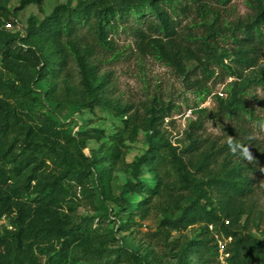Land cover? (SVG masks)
Here are the masks:
<instances>
[{"label": "trees", "instance_id": "obj_1", "mask_svg": "<svg viewBox=\"0 0 264 264\" xmlns=\"http://www.w3.org/2000/svg\"><path fill=\"white\" fill-rule=\"evenodd\" d=\"M9 1L0 0V222H6L0 227V264H120L128 256L106 247L91 216H77V189L95 187L105 195L110 174L99 156L82 154L84 140L46 106L71 93L82 109L105 107L129 117V135L148 132V149L136 170L147 169L151 179L127 183L147 197L135 208L142 220L152 209L148 197L164 191L166 169L181 172L189 192L168 196L154 234L166 239L203 227L202 238L182 249L181 264H222L217 235L232 238L225 264H264V238L253 234H264L257 181L264 171V141L258 137L264 135V102L254 94L264 90V0H245L249 15L234 22L222 13L233 0H68L42 20L31 17L15 34L3 30V19L15 16ZM192 11L200 23L182 31L180 19ZM120 34L132 35L140 58L172 69L197 96V117L177 146L161 130L172 118L170 104L155 95L143 112L122 105L112 97L110 75L99 77L102 67L123 57ZM192 63L200 79H194ZM76 71L80 90L59 86L72 82ZM219 84L223 96L214 94ZM211 97L214 107L201 108ZM207 121L222 136L205 137ZM93 132L89 137L100 139ZM98 201L107 215V205Z\"/></svg>", "mask_w": 264, "mask_h": 264}, {"label": "rangeland", "instance_id": "obj_2", "mask_svg": "<svg viewBox=\"0 0 264 264\" xmlns=\"http://www.w3.org/2000/svg\"><path fill=\"white\" fill-rule=\"evenodd\" d=\"M21 1L10 0L7 4L8 9L15 16L10 15L9 19H3L4 32L15 34L19 32V29L26 28L31 17L42 20L51 14L57 5L68 2V0H40L38 4L22 5ZM222 13L226 19L234 22L244 20L249 15V9L245 0H233L229 7L222 9ZM13 20L18 26L14 25ZM200 21V17L195 12L187 13L180 19L182 31L190 30L191 26H197ZM193 32L200 35L202 30L195 27ZM116 42L124 51L123 57L115 63L102 67L99 77L110 75V87L114 92L112 97L115 101L119 100L122 105L130 104L136 110L143 112L150 98L155 95L160 97L166 105L170 104L174 108L172 118L165 121L161 130L165 138L177 146L176 139L182 137L189 121L197 117L196 107L199 104L197 96L189 89L188 82L172 69L151 58H140L132 35L120 34ZM189 67L195 68L194 79L202 77L197 64L192 63ZM211 84L213 85V81ZM62 85L66 86V89H72V92L80 90L81 78L77 71L72 82H62L59 86ZM224 87V85H217L214 94L223 96ZM36 89L39 91L42 87L38 85ZM254 94L258 100L264 102V90L260 89ZM251 103L255 104L256 101L253 100ZM46 106L72 130L74 136L84 140L82 154L88 158L99 156L102 166H105L104 170L110 174L109 186L106 188L108 193L105 195H101L95 187L96 190L91 187L92 190L85 193L81 188L77 189L79 198L77 216L80 218L91 216L93 228L97 236L106 240V247L109 250H121L127 253L128 256L120 264H181L182 249L187 243L202 238L203 227H192L181 233L173 232L166 239L160 238V235H154L159 231L164 210H167L168 196L170 194L186 195L189 192L186 189V180L179 169L174 167L166 169L162 195L147 199L152 209L146 220L141 219L139 211L135 208L141 207L142 200L147 197L140 196L127 187L129 182L136 183L151 179L147 169L136 170L137 160L148 149V132L141 129L137 136L129 135L124 123L129 117L122 118L115 110L105 107L95 110L82 109L74 102L73 93L66 98L62 97L59 104L52 105L46 102ZM213 107L214 98L212 97L201 105V108ZM93 130L99 131L100 139L89 137L94 134ZM203 134L205 137L218 138L222 136V131L216 123L207 121ZM258 137L264 141V135L260 133ZM257 181L260 209L264 213V171L260 173ZM98 200L107 205L109 209L107 215L100 209ZM5 223V221L0 222V227ZM253 234L258 240L264 238L263 232L253 231ZM82 264L89 263L84 261Z\"/></svg>", "mask_w": 264, "mask_h": 264}, {"label": "built area", "instance_id": "obj_3", "mask_svg": "<svg viewBox=\"0 0 264 264\" xmlns=\"http://www.w3.org/2000/svg\"><path fill=\"white\" fill-rule=\"evenodd\" d=\"M211 230H213V227H210ZM218 239L219 244V260L222 264H225L226 258L229 257V254L226 253V248L228 243L232 241V238H220L218 235L216 236Z\"/></svg>", "mask_w": 264, "mask_h": 264}]
</instances>
